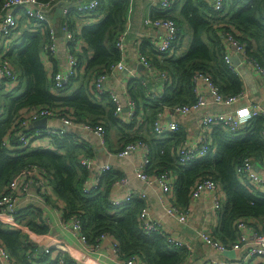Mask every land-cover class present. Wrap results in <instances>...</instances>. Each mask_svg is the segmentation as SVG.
Masks as SVG:
<instances>
[{"label":"trees","instance_id":"obj_1","mask_svg":"<svg viewBox=\"0 0 264 264\" xmlns=\"http://www.w3.org/2000/svg\"><path fill=\"white\" fill-rule=\"evenodd\" d=\"M97 1L96 12L104 16L98 23L81 28L80 35L86 47L74 53L79 63L84 62L86 76L83 75V81L78 78L70 80L57 97L49 92V75L39 58L42 45L48 39L47 35L19 29L14 32L16 37L6 56L20 74V85L12 93L2 95L5 115L0 116V194L15 183L27 166L37 165L50 175L48 181L52 193L62 205V219L66 221L72 215H77L87 244L93 246L98 238L108 235L115 240L123 258L136 255L146 264H181L188 251L169 247L163 234L145 235L142 232L139 215L144 203L141 200L134 198L118 208L110 204L111 187L122 174L111 169L100 174L95 189L88 193L82 191L90 174L80 161L91 157L81 153L82 147L75 145L70 136L61 140L54 139V151L28 148L16 151L15 156H12L2 146L6 132L11 128L12 116L37 106L65 108L75 123L102 125L105 130L118 125L114 106L108 97L93 96L89 87L92 77L105 72L120 60L115 42L123 30L131 1ZM178 1L173 0L167 16L158 12L151 18L171 19L179 28L180 39L181 36L189 38V47L180 57L160 58L148 50L147 59L155 70L167 76V82H163L162 97L144 100V121L151 128L156 115L164 109L194 102L192 80L195 73L209 75L220 94L225 97L237 96L243 91L239 76L225 62L226 33L235 31L237 39L246 44L247 58L257 61L264 68V0H223L220 13H215L203 0H184L181 6ZM66 22L71 27L70 16ZM88 52L91 53L90 58L87 57ZM22 87L24 90L21 92ZM144 90L135 81L129 83L128 94L135 105L137 95ZM138 113L135 106L131 121L136 119ZM263 128L264 117L254 119L249 132L239 135H232L220 126H215L210 132L208 154L191 161L185 167L178 164L176 155L177 148L186 138L181 131L175 135L176 138L167 140L151 138L146 141L133 136L124 145L141 141L148 146L150 164L146 167L147 175L155 176L164 172L176 175L173 203L181 210L189 207L191 191L199 179L207 177L217 182L225 201L217 214L219 222L212 238L229 248L237 239L235 226L238 221H244L247 225H252L253 219L264 221V195L249 191L240 183L234 171L235 166L246 157L253 158L262 166ZM24 210L15 215V223L21 226L20 229L15 226L3 229L0 221V241L13 263L61 264V258L62 264H76L65 253L51 258L45 253L36 252L29 237H42L47 234L48 227L43 224L39 209L30 213Z\"/></svg>","mask_w":264,"mask_h":264},{"label":"built area","instance_id":"obj_2","mask_svg":"<svg viewBox=\"0 0 264 264\" xmlns=\"http://www.w3.org/2000/svg\"><path fill=\"white\" fill-rule=\"evenodd\" d=\"M132 1V0H130ZM208 3L215 13H220L223 9V0H203ZM63 4V0H0V116L5 115L3 94L12 93L20 85V74L12 65L6 54L10 50L13 40L15 39L14 32L19 29L22 22V28L29 33L40 32L46 34L48 39L42 45L40 51V61L44 70L49 75L50 93L57 97L60 95L70 80L77 78L83 70V65L77 61L74 53L86 47L84 40L81 38L79 30H73L66 22L70 14V8ZM173 0H157L158 12L169 14L172 9ZM61 8V24L60 36L57 30L51 25L49 13L53 8ZM98 7L97 0H89L75 8L79 18L89 23L99 22L101 15L96 12ZM144 26L151 27L162 32L160 40L152 49L153 52L160 58H170L179 56L183 52V48L179 47L178 41L179 28L169 18H147L144 21ZM226 44L225 62L230 70L234 71L239 77V68L248 67L257 76L259 87L264 97V68L255 60L249 59L246 56V44L240 42L235 34V31L224 35ZM136 49H139L138 42H134ZM116 50L120 54V60L102 73L97 74L92 81V94L105 95L108 97L114 106V114H119L123 111L120 98L107 87V79L114 73L128 71L124 63L126 51V34L122 31L118 34L115 42ZM89 57L90 54H88ZM237 57L239 63L233 66L230 62L231 57ZM138 62L143 66L144 70L150 75L160 78L163 82H167V76L164 73L157 72L147 56L143 55L138 50ZM138 79L136 76L131 77L129 81ZM193 94L195 100L190 105H177L171 108L164 109L163 112L157 115L154 121L152 131L155 136L162 137L168 134V131L177 132L178 128L174 122L163 124L161 122L165 117H185L190 114L201 112L198 118V128L200 133L193 143H182L176 150L178 164L184 166L193 160L204 158L208 152L211 143L210 132L213 127L220 126L225 132L232 135L249 132V126L254 119L264 117V109L258 105H242L247 99V94L244 90L237 96L225 97L220 94L217 86L213 83L209 75L203 73H195L193 75ZM164 84V83H163ZM162 94L156 98H161ZM134 103L129 98L127 100L126 115L131 121L134 117ZM70 113L65 108H53L49 106H37L19 114H14L11 118V128L6 132L2 146L8 154L15 156L16 151L26 150L31 148L33 144L41 139H63L70 136L75 141V145H84L82 141H78L74 136L75 130H80L86 135L95 136L99 142L104 145L106 131L102 125H92L91 123H75L70 117ZM165 116V117H164ZM169 118V119H170ZM46 119L44 128L34 127L33 124L39 120ZM58 122V125L52 126L49 122ZM264 137V128L262 130ZM16 141L17 144H13ZM141 153V160L135 169L136 179L153 187L155 192L164 196L162 207L165 208L167 216L176 220L179 224H186L188 220L189 207L181 210L173 203V181L172 177L167 173H161L155 176H150L145 173L146 167L150 164L148 146L141 141L128 143L123 146L116 154L117 158H126L135 152ZM80 164L89 172V178L84 182L82 191L88 193L95 189L99 184L100 174L111 170L108 164L96 165L91 160L83 158ZM256 169L258 171H256ZM261 170L264 171V165L260 166L253 161L252 158L246 157L235 166V175L240 183L249 191L264 192V177L261 175ZM49 173L37 166L29 165L17 177V180L12 184L7 191L0 194V218L9 219L10 226L21 228L15 223V215L19 209L20 202L25 204V208H30L33 201L36 203H44L46 199L56 203L57 215L61 218L62 225L68 228L73 237L81 242L85 247L94 251H98L104 241L110 243L109 251L114 254L116 264H146L141 258L136 255L123 258L120 254L118 245L115 240L103 235L97 239L95 245L91 246L86 243L82 234V224L77 215H72L68 220L62 219V205L52 193L49 185ZM128 180L121 177L115 181L111 187L109 194V202L115 207H121L126 203L131 202L134 198L146 201L145 195H134L127 192L122 200H117V191L121 186L127 185ZM36 188V195L30 193L31 187ZM224 193L219 184L211 178L199 179L190 194V200L197 201L204 199L208 204V211L212 216L218 214L221 209ZM23 208V209H25ZM39 209L37 207H32ZM41 211V210H40ZM139 220L141 222L142 232L145 235L152 233H160L166 236V241L169 247L184 248L190 251V244L185 240H177L172 236L167 235L163 226L155 222L151 216L148 205H145L140 212ZM44 224L45 221L43 219ZM8 223V224H9ZM237 239L229 247H225L221 242L212 238L204 231L197 232V238L201 240L203 245L211 250L212 254L217 259L210 258L204 264H247L251 258H260L264 261V225L257 230L251 229L246 222L238 221L236 223ZM43 237V236H42ZM42 237H29L32 245L37 248V244L41 242ZM46 247V246H45ZM62 245L54 247L47 246L43 251L45 254L55 258L60 257L64 252ZM240 247H248L247 257L239 262H229L223 260L220 256L228 250H237ZM54 248V249H53ZM62 264V259H59ZM0 264H14L7 249L0 241Z\"/></svg>","mask_w":264,"mask_h":264},{"label":"crops","instance_id":"obj_3","mask_svg":"<svg viewBox=\"0 0 264 264\" xmlns=\"http://www.w3.org/2000/svg\"><path fill=\"white\" fill-rule=\"evenodd\" d=\"M86 1L89 0H63L62 5H65L70 8L69 16L71 28L73 30L81 31V28L84 25H92V23H89L79 18L75 11V8L85 3ZM183 2L184 0H179L178 5L181 6ZM62 7L63 6L53 8L49 13L51 25L57 30L59 36ZM157 14V0L131 1V6L128 10L122 30L125 31L126 34V51L124 63L128 71L114 73L107 79L106 83L109 90L115 93L120 98L123 107H125L121 113L115 114L116 118L119 121L118 125H115L114 127L105 130L106 134L104 139V145H102L95 136L86 135L80 130H75L74 136L78 139V141L80 140L84 143V145H81V153L90 156L91 159L89 158V160H91L98 166L103 164L110 165L112 171H116L122 174V176L128 180L127 185L121 186L118 189L116 196L117 200H122L127 192H131L136 196L144 194L146 201L142 200V202L144 203V206L148 205L151 218L155 222H158L160 225L163 226V229L165 230L167 235L172 236L177 240H185L190 244V251L181 264H204L206 261H208V259L212 257L213 259H217V257L212 254L211 250H209L203 245L199 238H197V232L204 231L209 236H212V233L217 228L219 222L218 217L216 215L212 216L208 211L207 202L204 199L193 201L189 198L190 203L187 223L184 225L179 224L176 220L167 216L165 208L162 207V201H164V196L155 192L153 187H149L150 185H147L146 183L136 179L135 169L141 160V153L137 151L126 158H117L114 156V154H116L125 143L130 142V139L133 136L141 137L146 141H149L151 138L167 140L170 138H176L175 135L177 133H180L181 131V133L183 132V137L186 136V138H183V141L181 143H193L195 142L196 138L200 133L197 122L198 118L201 116V112L194 114L192 113L185 117L178 116L170 118L164 116L165 119L161 122H163V124H166L169 123V121L171 120V122H174L177 125L178 130L177 132L168 131V134L162 137L155 136L151 126L149 127L144 121V100H153L156 99L158 95L162 94L163 81L158 77L150 76L144 70L143 66L137 60V54L139 50V52L147 56V54H149L148 50L153 52L152 49L154 48L155 44L160 40L162 32L157 29L144 26L143 22L147 18L149 19L153 16L155 17ZM100 15L102 19L104 15ZM96 23H98V21ZM96 23H93V25ZM134 42H138L139 49H136V47L134 46ZM184 52H186L185 43L183 46L182 53ZM88 54H90L91 56V53H87V57L90 58ZM81 64L84 66V62ZM238 72L240 75L239 78L243 85V90L247 94V99L243 102L242 105H258L260 108L264 109V97L261 93L257 76L248 67H241L239 68ZM83 75L86 76L84 74V67L77 78L83 81ZM135 76L138 79H135L134 81L138 83L140 87L146 90H144L142 94L137 95L136 105L135 101H132L139 113L135 116L136 119L130 121L129 117H127L126 115L127 100L130 98L128 94V87L130 82H134L129 81V79H131V77L134 78ZM94 77L91 78V84L89 87L90 93L92 92L91 86ZM23 90L24 87H22L21 92ZM95 95L96 94H94L93 96ZM49 123L52 126L58 125L57 121ZM181 143H179L178 145H180ZM31 149L54 151L55 146L53 145L52 141L48 139H41L40 141L33 144V146H31ZM260 164L264 165V162ZM185 166H187V164L181 167ZM261 175L264 177L263 170H261ZM171 177L173 181V193L175 194L174 181L176 180V175ZM36 191V188L32 186L30 193L35 196ZM253 191L256 192L255 190ZM260 194L264 195V192ZM224 201L225 198H223L222 200L223 204ZM36 202L37 201H33L30 205V208H25V204L20 202L19 209L25 208V213L33 212L35 208L32 207H37L39 208V210H41L42 220L44 219L46 223L45 226L48 227V232L47 234L43 235L41 242L37 244L36 252L38 254L44 253L43 250L47 246L54 247L56 245H62L65 246L62 247L64 249L63 253L67 254L70 260L76 262V264H116V262L114 261L113 252L109 251L110 243L108 241H104L98 251H94L90 248L85 247L81 242H79L75 237H73L68 228H65V226L62 225L63 223L61 222V218H59L56 213L57 207L55 202L49 201L48 199H46L42 204ZM0 221L5 224H2L3 229L6 228V226L11 225L9 223L10 218L7 220L0 218ZM251 222L252 225L250 224L248 226L254 230L260 229L264 225V221H258L253 219L251 220ZM39 249H41V252L38 251ZM247 250L248 247H240L237 250H228L220 257L223 260L229 262H239L247 257ZM247 264H264V261L260 258L253 257L247 261Z\"/></svg>","mask_w":264,"mask_h":264},{"label":"water","instance_id":"obj_4","mask_svg":"<svg viewBox=\"0 0 264 264\" xmlns=\"http://www.w3.org/2000/svg\"><path fill=\"white\" fill-rule=\"evenodd\" d=\"M230 62L232 63L233 66H237L239 63V60L237 57L234 56V57H231ZM45 125H46V119L39 120L33 124V126L37 128H44ZM256 171L258 170L256 169ZM38 251L41 252V249H39Z\"/></svg>","mask_w":264,"mask_h":264},{"label":"rangeland","instance_id":"obj_5","mask_svg":"<svg viewBox=\"0 0 264 264\" xmlns=\"http://www.w3.org/2000/svg\"><path fill=\"white\" fill-rule=\"evenodd\" d=\"M19 30H24L23 28H22V25L20 26V28H19ZM16 37V36H15ZM189 39V38H188ZM187 39V36H181V39H180V43H179V47H181V48H183V46H184V43H185V47H186V51H187V49H188V47H189V40Z\"/></svg>","mask_w":264,"mask_h":264},{"label":"clouds","instance_id":"obj_6","mask_svg":"<svg viewBox=\"0 0 264 264\" xmlns=\"http://www.w3.org/2000/svg\"><path fill=\"white\" fill-rule=\"evenodd\" d=\"M189 164V163H188Z\"/></svg>","mask_w":264,"mask_h":264}]
</instances>
